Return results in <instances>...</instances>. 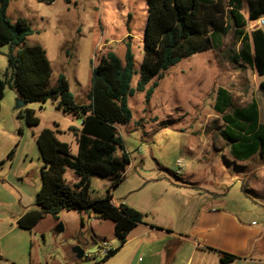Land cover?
<instances>
[{
	"label": "rangeland",
	"instance_id": "374dc122",
	"mask_svg": "<svg viewBox=\"0 0 264 264\" xmlns=\"http://www.w3.org/2000/svg\"><path fill=\"white\" fill-rule=\"evenodd\" d=\"M250 1L242 0L245 17H248ZM147 14V0H71V3L56 0L51 4L39 0H10L8 9V17L13 23L25 18L34 30L25 44L40 45L46 51L53 68L50 87L55 85L60 74H65L72 94L80 103H88L93 68L100 58L114 52L124 62L126 42L133 45L135 66L139 70L144 54ZM229 28L219 48L193 55L166 71L150 102H146L145 92L137 91L130 98L133 121L121 126L119 133L129 156L138 161L133 169H129L114 196L120 199L129 194L128 206L139 210L144 221L152 219L153 210L163 206L157 205L158 202L170 200L177 205L185 204L188 194L174 190L161 180L165 171L180 187L208 189L216 194L231 190L227 198H219L227 205H264V156H256L247 163L236 162L226 144L217 151L214 143L208 140V151L202 161L193 162L190 169L202 167L195 173L197 183L193 184L195 181H190L185 174L184 177L176 174L179 159L186 165L194 160L192 145L201 139L192 133L201 127L200 111H205L211 130L219 128L222 122L221 116L213 111L219 87L230 92L235 106H246L256 100L264 125V93L259 89L264 77L235 59L241 43L234 36L231 22ZM248 31L251 30L248 28ZM8 50L5 46L0 53L2 79L6 78L7 72L8 77L11 76ZM138 80L139 75H134V88ZM18 99L16 90L7 86L0 113V264L101 263L104 257L98 254L99 248L103 243H118L119 240L113 235V222L104 220L105 239L94 242L90 224L98 215L93 211L82 216L87 221L85 229L75 210H63L58 220L46 216L32 231L18 226L23 213L36 207V194L41 188L43 160L37 135L45 128L58 130V139L68 143L76 154L77 137L82 127L81 117L59 110L57 102L52 100L27 104L26 108L32 109L40 121L37 126H29L16 109ZM140 158H144V164ZM139 173L154 181L141 183ZM232 175L255 189L251 195L255 202L242 200L244 192L238 181H232ZM65 177L71 186L78 181L71 170ZM109 186L108 179L93 177L90 198L104 197ZM158 211L157 217L161 215ZM89 214L91 218L87 217ZM60 224L64 230L57 234L56 228ZM76 245L85 250L84 259L78 262L70 261L66 256Z\"/></svg>",
	"mask_w": 264,
	"mask_h": 264
},
{
	"label": "trees",
	"instance_id": "16d2710c",
	"mask_svg": "<svg viewBox=\"0 0 264 264\" xmlns=\"http://www.w3.org/2000/svg\"><path fill=\"white\" fill-rule=\"evenodd\" d=\"M39 1L51 4L56 0ZM64 1L71 3V0ZM147 4L144 54L139 70L135 66L133 45L126 42L124 63L114 52L100 58L93 68L88 103H80L72 94L65 74H60L50 87L53 70L46 51L40 45L25 44L27 37L34 33L30 23L25 18L13 23L8 17L10 0H0V53L3 47H8L11 70L10 77L8 72L5 79L0 77V113L5 89L10 86L27 103L56 101L59 110L82 118L76 154L68 143L58 139V130L45 128L37 135L43 160L41 188L36 194V207L28 209L17 222L21 229L32 231L46 216L58 220L63 210L93 211L114 223L115 236L123 245L128 234L144 223V215L139 210L125 203L116 206L112 195L124 181L123 174L130 165L129 153L119 133V128L129 125L133 118L130 98L137 91L145 92V100L150 102L165 72L193 55L219 48L223 36L230 30V22L234 36L241 43L235 59L264 77V29L248 31L250 21L264 16V0L250 1L248 17L242 13V0H147ZM136 74L139 80L134 88L132 81ZM259 89L264 93V81ZM214 111L224 122L220 134L236 161L264 156V125L256 100L246 106H235L230 92L219 87ZM19 116L29 126L40 123L35 112L26 107L19 110ZM68 170L78 178L73 186L65 177ZM93 177L110 182L102 198H90ZM242 189L251 198L253 191L243 181ZM208 249L219 254L221 264L239 259L224 251ZM114 253L110 252L103 260Z\"/></svg>",
	"mask_w": 264,
	"mask_h": 264
},
{
	"label": "crops",
	"instance_id": "0c3cea01",
	"mask_svg": "<svg viewBox=\"0 0 264 264\" xmlns=\"http://www.w3.org/2000/svg\"><path fill=\"white\" fill-rule=\"evenodd\" d=\"M201 113L202 117L199 120L201 127L192 133L194 137L196 136L201 139L200 142H195L192 145L194 152L191 155L194 156V160L186 165V162L182 159L185 163L184 169L180 174L177 173L178 171L176 172L177 175L184 177L185 174V177L189 178L190 181H195L193 184L197 183L195 173H199L202 167H196L193 169L194 172L190 170L192 168L191 166L193 162L202 161L204 153L208 151V140L214 143V147L216 146L215 150L217 151L222 149V145L226 144L230 154V147L220 134L224 122L219 123V128H212L213 130H211V124L205 116V111L201 110ZM140 160L142 164L145 163L144 158H140ZM136 161H138L136 158L132 159L130 157V165H128L126 172L123 174L124 181L129 169L135 167ZM249 161L241 163H247ZM167 174L168 172L165 171L161 180L171 185L174 190H182L181 192L187 193L185 204L177 205L174 201L170 200H163L161 203L158 202L157 205L163 206L158 207L157 210H153L154 217L145 220L144 223L134 228L128 234L126 242L123 245L120 242L112 243L115 253L101 263H98L221 264L219 254L208 249L211 248L239 257V259L231 264H264V205H227L225 200L221 201L219 198H222L221 196L227 198L231 190L227 191L226 194H216L208 189L192 186L180 187ZM139 178L141 183L154 181L148 180L150 177L146 178L141 173H139ZM231 179L232 181L235 179V182L238 181L242 189V180L234 176ZM114 191H112L113 203L116 206L121 203L128 205L129 194H122L123 196L118 199L114 196ZM242 200H247L248 202L254 201L245 193ZM157 211L161 213L159 217L155 215ZM85 214V212H79L81 227L83 229L87 227V221L85 222L82 217ZM87 217H90V214ZM104 220L99 216L96 219H91L90 229L94 234V242H98L97 239L99 241L100 239H105L106 233L103 230ZM113 235L115 236L114 223ZM66 256L70 261H79L75 256L73 257L72 251L68 252ZM38 264L40 263L38 262ZM58 264H61V262H58ZM66 264L69 263L66 262Z\"/></svg>",
	"mask_w": 264,
	"mask_h": 264
},
{
	"label": "built area",
	"instance_id": "2783aa9c",
	"mask_svg": "<svg viewBox=\"0 0 264 264\" xmlns=\"http://www.w3.org/2000/svg\"><path fill=\"white\" fill-rule=\"evenodd\" d=\"M248 28L250 30H255V29H263L264 28V16L260 17L259 19L255 21H250ZM178 166V172L181 173V171L184 169L185 163L182 159H179L177 162ZM119 206V205H118ZM114 251V247L112 243L107 242L103 243V246L99 248L98 254L102 255L104 258L109 255L110 252ZM96 256L94 257L95 260Z\"/></svg>",
	"mask_w": 264,
	"mask_h": 264
},
{
	"label": "water",
	"instance_id": "95a60500",
	"mask_svg": "<svg viewBox=\"0 0 264 264\" xmlns=\"http://www.w3.org/2000/svg\"><path fill=\"white\" fill-rule=\"evenodd\" d=\"M27 104L28 103L24 99L19 98L18 101H17V104H16V109L17 110L24 109L27 106ZM63 230H64V228H63V225L62 224H60V226H58L56 228V232L57 233H61V232H63ZM72 253L75 256V258L77 260H79V261L82 260V259H84V257H85V250L80 245L74 246L72 248Z\"/></svg>",
	"mask_w": 264,
	"mask_h": 264
}]
</instances>
